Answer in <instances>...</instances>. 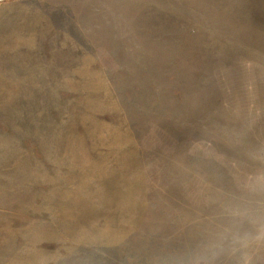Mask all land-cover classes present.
<instances>
[{"label": "rangeland", "instance_id": "obj_1", "mask_svg": "<svg viewBox=\"0 0 264 264\" xmlns=\"http://www.w3.org/2000/svg\"><path fill=\"white\" fill-rule=\"evenodd\" d=\"M264 264V0H0V264Z\"/></svg>", "mask_w": 264, "mask_h": 264}, {"label": "clouds", "instance_id": "obj_2", "mask_svg": "<svg viewBox=\"0 0 264 264\" xmlns=\"http://www.w3.org/2000/svg\"><path fill=\"white\" fill-rule=\"evenodd\" d=\"M197 264H199V262H197Z\"/></svg>", "mask_w": 264, "mask_h": 264}]
</instances>
